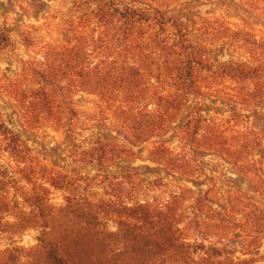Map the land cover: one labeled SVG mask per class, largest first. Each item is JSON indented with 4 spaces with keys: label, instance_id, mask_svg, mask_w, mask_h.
Instances as JSON below:
<instances>
[{
    "label": "trees",
    "instance_id": "16d2710c",
    "mask_svg": "<svg viewBox=\"0 0 264 264\" xmlns=\"http://www.w3.org/2000/svg\"><path fill=\"white\" fill-rule=\"evenodd\" d=\"M205 1L222 0H70L73 10L65 20L66 36L39 43V59L21 62L23 76L32 85L15 95L0 83L8 95L28 96L31 101L20 105L26 129L61 132L77 152L75 173L48 165L0 111V231L8 212L2 200L9 199L15 214L11 231L39 233L37 246L29 250L39 254L37 264H167L177 257L186 261L187 250L189 255V249H204L188 242L189 232L217 236L241 226L187 187L177 188L165 200L147 199L151 189L168 183L158 177L145 179L125 165L139 158L134 147L158 139L148 151L149 162L168 176L181 173L188 162L181 165L180 160L186 157L160 140L169 133L183 141L181 150L214 146L229 155L235 148L228 146L223 133L230 120L240 118L236 110L264 108L261 32L253 26L232 28L216 14L202 16ZM242 1L264 17L261 0ZM22 38L25 46L39 42L30 34ZM11 42L9 32L0 27V53ZM223 48L242 60L217 61ZM58 93L63 105H55ZM73 94L94 98L91 110L64 104ZM219 106L229 117L215 122L207 116L221 115ZM84 133L90 137L79 141ZM253 146H259L256 139L242 141L231 153L235 158L231 163L253 180L255 194L264 200L260 160L244 155ZM51 190L64 194V204H51ZM240 194L230 212L243 214L252 233L264 236V205L243 200ZM192 195L195 208L206 207L213 214L209 225L198 216L184 217ZM16 259L10 252L0 264H15ZM252 260L226 259L218 264Z\"/></svg>",
    "mask_w": 264,
    "mask_h": 264
},
{
    "label": "rangeland",
    "instance_id": "374dc122",
    "mask_svg": "<svg viewBox=\"0 0 264 264\" xmlns=\"http://www.w3.org/2000/svg\"><path fill=\"white\" fill-rule=\"evenodd\" d=\"M226 1L227 5H224ZM203 3H206V5L200 7L202 16L216 14L223 17L232 28L250 26L248 29H251V26H253L256 29L254 31L261 32L258 36L264 38L263 15L256 14L251 9L249 10L242 0H222L215 4L209 1ZM219 3H222L223 7ZM53 5L56 7H53ZM71 10H73V5L70 3V0H0V27L9 32L12 41L11 47L0 53L1 86H6L9 92L16 95L19 91L27 89L32 85L31 81L28 83L25 75L23 76L21 62L31 61L35 58L39 59L40 56L38 54L40 53L39 48L41 47L39 43L61 40L66 36L65 20H67ZM31 21H35V23H31ZM26 34H30L31 37L39 39V42L32 46H25L22 36ZM221 50L223 53L218 51L220 55L215 57L217 61H227L229 59H233L234 61L242 60L239 54L232 52L233 50L231 52L229 50L226 51L227 48ZM224 57H227V59L225 60ZM58 84L60 85L61 82ZM63 84H61L62 87ZM1 86L0 111L4 115L8 125L18 132L28 145L41 153L45 163L64 172H77V162H75L77 160V152L75 153L76 150L69 143L67 144L65 142L67 139L65 135L51 128L44 129L41 132L26 129L22 125L23 119L21 116L25 111L20 108V105H30L28 103L31 101H29L28 96L27 98L16 97L15 99L13 95H8L6 91L1 89ZM61 92L63 94L66 93L65 91ZM59 95V93L56 94V96ZM59 97L56 99L55 105H63V100ZM93 101L94 98L88 95L77 97V95L73 94L71 99L66 100L64 104L71 105L75 109H77V105H81L83 110L90 111ZM219 108L222 113L221 115H215L210 112L207 117L213 119L215 122H219V119H228L229 113L226 112L227 110L220 106ZM241 109L242 112L236 110L240 118L230 120L231 123L228 125V130H225L223 136L228 146L233 145L235 149L239 145H242V141L254 142L256 139L259 146H253V151L249 150L244 155L247 160L250 157V161L260 160L259 167H261L264 173V108L248 109L242 107ZM71 124L77 125V122ZM191 128L190 126L189 131H191ZM57 137H60V139L57 140ZM87 137H90V134L84 133L83 137H78V139L79 141H84L83 138L86 139ZM157 140L154 139L149 143L134 147L133 149L139 154V158L127 161L125 164L126 167L137 169L145 179L146 177H158L163 178V182L168 183L163 184L158 190L151 189L147 193V199L155 197L158 200H165L172 191H177V188L187 187L192 189L196 196L197 194L206 196L207 202L212 203L214 209L222 208L225 211H222V214L225 213L224 215H227V217L230 216L235 221L241 223V226L231 228L229 233H226V231L220 232L217 236L207 232H189L188 242L193 245H201L204 249H189V255L187 250L186 258H184L186 261H181L177 257L172 258L167 264H218L226 259H253L249 264H260V261H264V256H261L259 251L264 246L262 245L264 236L262 234L252 233V225L247 221L243 222L245 220L243 214L235 216L230 212L231 203L235 201L239 193H241L240 197L243 200L246 197L254 202H260V205H264V200L254 192L253 180H249L248 177L241 175L237 170V166L231 163L235 159L232 155L235 149L231 151L232 154L229 153L230 156L225 155L222 149L219 148L220 150H218L214 146L194 145L189 146V151L184 148L181 150L180 143H183V141L175 133H169L160 140L170 142L168 143L170 148L176 150L180 156L186 157L185 160H180L181 165L186 164L184 162H188V165L185 166V170L181 173L168 176L165 172L163 173L161 171V168H158L157 165L152 164L148 160V151L151 149L152 143ZM83 145L86 146L85 143ZM184 151H186V155L182 153ZM180 156L179 159H182L183 157ZM3 161L7 160L3 159ZM196 196L192 195L186 201L184 217L186 219H195L198 216L199 219L207 221L209 225L210 221L214 219V216L206 207L202 210H199V207L198 209L195 208L197 204L193 202V198L195 199ZM8 197L11 199V194ZM50 201L51 204L60 206L64 204V194L61 191L51 190ZM2 202L3 204H7L8 212L3 215V226L0 231V246H7L0 250V252H5V254L0 255V261L3 258H7L10 252H13L17 256L15 264H37L40 260L38 259L39 254L36 251L29 250L38 244V231L35 229H27L21 233H13L9 226L13 224V215H15L14 211L11 210L12 203L9 199L2 200ZM29 230L31 232H37L38 235L32 236ZM26 233L29 235V243L27 246H20ZM16 248L23 250L17 253L14 251ZM212 248L220 250V254H213L210 250ZM203 261H208V263H203Z\"/></svg>",
    "mask_w": 264,
    "mask_h": 264
},
{
    "label": "clouds",
    "instance_id": "9594fccd",
    "mask_svg": "<svg viewBox=\"0 0 264 264\" xmlns=\"http://www.w3.org/2000/svg\"><path fill=\"white\" fill-rule=\"evenodd\" d=\"M261 3H262V5H264V0H261ZM53 7H56V6L53 5ZM31 23H35V21H31ZM224 59L226 60L227 57H224ZM59 139H60V137H57V140H59ZM29 231L31 232V230H29ZM31 235H32V236H36V235H38V233H37V232H31ZM28 243H29V235L26 233L25 236H24V240H23V242H22V245H20V246H27ZM262 245H264V241H262ZM6 246H7V245L0 246V250H2L3 247H6ZM259 251H260V255H261V256H264V246H262V247L259 249ZM260 264H264V261H260Z\"/></svg>",
    "mask_w": 264,
    "mask_h": 264
}]
</instances>
